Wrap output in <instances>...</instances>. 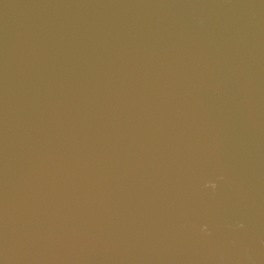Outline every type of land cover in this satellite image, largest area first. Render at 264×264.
Returning a JSON list of instances; mask_svg holds the SVG:
<instances>
[{"label":"water","instance_id":"1","mask_svg":"<svg viewBox=\"0 0 264 264\" xmlns=\"http://www.w3.org/2000/svg\"><path fill=\"white\" fill-rule=\"evenodd\" d=\"M263 25L0 0V264H264Z\"/></svg>","mask_w":264,"mask_h":264},{"label":"clouds","instance_id":"2","mask_svg":"<svg viewBox=\"0 0 264 264\" xmlns=\"http://www.w3.org/2000/svg\"><path fill=\"white\" fill-rule=\"evenodd\" d=\"M222 179V178H221ZM206 187H211V188H213V189H215L217 186H216V184H210V185H206ZM206 230V229H205Z\"/></svg>","mask_w":264,"mask_h":264},{"label":"bare ground","instance_id":"3","mask_svg":"<svg viewBox=\"0 0 264 264\" xmlns=\"http://www.w3.org/2000/svg\"><path fill=\"white\" fill-rule=\"evenodd\" d=\"M262 28H264V25L262 26Z\"/></svg>","mask_w":264,"mask_h":264}]
</instances>
